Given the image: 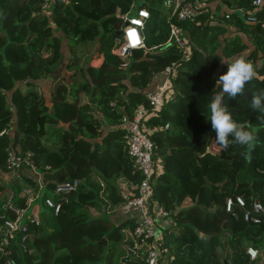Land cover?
Listing matches in <instances>:
<instances>
[{
	"label": "trees",
	"instance_id": "1",
	"mask_svg": "<svg viewBox=\"0 0 264 264\" xmlns=\"http://www.w3.org/2000/svg\"><path fill=\"white\" fill-rule=\"evenodd\" d=\"M223 1L230 11L207 0L193 19H180L166 0H141L149 13L142 28L145 46L118 55L112 48L135 0H51L46 12L41 0H0V177L13 148L31 152L26 165L44 177L41 187L54 190L64 180L80 181L57 213L51 208L40 225L28 223L25 249L20 232L12 233L7 256L14 264H139L127 254L136 218L115 222L106 213L126 201L141 179L120 123L135 106L148 105L147 87L170 63H177L172 98L146 120L161 164L151 183L153 200L174 221L162 242L168 264H254L246 247L264 252V214L254 223L244 220L243 208H225L227 197L236 194L248 208L254 197L264 204V127L254 148L225 150L207 118L213 93L221 91L216 81L228 70L221 59L244 56L257 66V77L246 84V97L225 102L238 122L261 125L250 101L264 89V28L248 17H263L264 0L257 11L252 0ZM171 24L189 42L187 58L168 41ZM95 55L103 58L93 66ZM63 60L70 74L52 80L47 99L39 81ZM10 173L12 187L0 178V214L6 188L15 190L14 203L24 206L18 190L37 185L19 176L21 168ZM37 198L26 213L37 211ZM6 214L13 216L10 210ZM103 237L107 242L98 243Z\"/></svg>",
	"mask_w": 264,
	"mask_h": 264
},
{
	"label": "built area",
	"instance_id": "2",
	"mask_svg": "<svg viewBox=\"0 0 264 264\" xmlns=\"http://www.w3.org/2000/svg\"><path fill=\"white\" fill-rule=\"evenodd\" d=\"M51 0H41V10L46 12L50 7ZM182 0H166L168 6H172V13L176 14L180 19H193L199 9L204 8L207 0H196L194 5H183ZM263 0H252L254 6L253 11L261 9ZM149 16L147 9L143 6H136L130 12L123 15L125 20L121 27L120 34L116 38V43L112 51L118 55H128L133 48L144 47V37L142 28L144 20ZM250 22L260 23L264 28V15L259 17L255 14H250L248 17ZM169 42L175 44L182 58H187L190 55V45L187 39L179 33L178 28L171 24L169 33ZM264 51V41L262 43ZM177 72V63H170L163 71V78L153 87H147L146 97L148 105L139 104L133 108L130 116L125 115L120 123L124 129V139L128 156L133 164V167L140 173L141 179L137 184V189L128 194L126 203L137 212L136 222L132 230L134 243L127 247L128 260L133 261L137 257L142 258V264H160L162 257H165L167 248L162 246L163 237L157 234V222L161 217L168 214V211L163 206L156 203L153 199L152 180L161 171L159 158H154V142L151 140L149 133L151 128L147 127L146 120L158 114L162 106L167 103L173 95V77ZM168 124L165 125L167 127ZM2 130L0 133H2ZM30 151H18L9 148L6 157V167L8 171L14 172L18 168L30 162ZM158 163L160 170L157 171ZM26 168V166H24ZM32 170V175L29 178L31 183L37 185L26 184L18 190L19 195L24 197V206L15 204V190L11 188L5 189V195L1 203L2 212L0 217L3 218L0 223V264H14L11 257L7 256L9 252V244L12 233L20 232V244L22 249H25V239L27 238L28 223L40 225L41 217L34 211L31 214L26 213V205H30L35 201L39 191L43 185L44 177L36 176L37 169L33 164L27 166ZM48 168V166H46ZM80 181L77 178L64 180L59 182L54 187L56 197L47 196L44 198V204L52 208L54 213H57L61 201L67 196V193L78 188ZM243 208V218L246 221L257 223L260 221L261 215L264 214V204L260 198L254 197L251 200L250 208L246 207V200L242 194L227 197L225 202L226 210L230 211L233 206ZM11 211L13 216H7V212ZM246 252L253 260L261 258V264H264V252L253 246L246 247ZM2 256L5 258L1 259ZM170 258H167L165 264H168ZM235 264V263H231ZM259 264V263H258Z\"/></svg>",
	"mask_w": 264,
	"mask_h": 264
},
{
	"label": "clouds",
	"instance_id": "3",
	"mask_svg": "<svg viewBox=\"0 0 264 264\" xmlns=\"http://www.w3.org/2000/svg\"><path fill=\"white\" fill-rule=\"evenodd\" d=\"M221 62L228 65V70L216 81V86H219L221 91L213 93L207 114L211 127L216 133L215 142L225 150L231 145L252 149L258 140L261 128L264 127V89L252 93L250 101L251 109L261 114L258 116V120L261 121L260 126L238 122L225 100L235 99L245 93L246 84L257 77V66L244 56L231 61L227 58L221 59Z\"/></svg>",
	"mask_w": 264,
	"mask_h": 264
},
{
	"label": "crops",
	"instance_id": "4",
	"mask_svg": "<svg viewBox=\"0 0 264 264\" xmlns=\"http://www.w3.org/2000/svg\"><path fill=\"white\" fill-rule=\"evenodd\" d=\"M139 1H141V0H139ZM194 1H196V0H182V2L181 3H183V5H185L186 6V4H187V6H190L191 4H193L194 5ZM135 2H136V0H135ZM209 2V1H208ZM210 3V2H209ZM211 3H212V5H213V7H215V5L217 6V5H221V10H227V11H230L231 10V8L230 7H227L226 5V3L223 1V0H216V1H212L211 0ZM136 6V5H135ZM135 8V7H134ZM249 21V20H248ZM250 22V21H249ZM251 23H254V22H251ZM256 23V22H255ZM63 40H65V39H63ZM63 43H64V46H65V41H62ZM63 43H62V45H63ZM249 43V46H251V43L250 42H248ZM69 57H67V59H68ZM102 56H98V58L96 59V60H94L93 61V59L90 61V64L91 65H93V66H96V65H99L100 63H101V61H102ZM64 70L65 71H67V72H69L70 73V70H68L67 68H66V66L64 65ZM60 73V72H59ZM57 76H55V77H52L51 75L50 76H48V77H46L45 79H42V80H40L39 81V83H40V87L41 88H43V89H46V90H48V94H49V87H50V84H51V82H52V80L54 79V78H56ZM162 78H163V74L162 73H159L156 77H155V79L152 81V83L150 84V88L151 87H153L155 84H157L158 82H160L161 80H162ZM27 169H28V167H27ZM158 170H160V164L158 163V168H157V171ZM4 172H6V171H4ZM3 172V173H4ZM8 172L10 173L11 171H7V174H8ZM21 183V182H20ZM127 186L126 185H123V188L122 189H124L125 191H123V193H126V194H128L127 193ZM114 206H116V209H117V211L116 212H113V214H112V217H113V220L116 222L117 220L116 219H126V218H129V217H131V216H133V217H137V212L136 211H134V209L132 208V207H129L128 205H127V203H126V201H120L119 203H117V204H114ZM174 221H173V219H172V217L169 215V214H167V215H165V216H163V217H161V219L160 220H158V222H157V234L158 235H160V236H162L163 237V235H164V231H170V229L172 228V224H174L173 223ZM167 258H170V256H169V251L167 250V252H166V255H165V257H162V263H160V264H165L166 263V261H167ZM133 261H136L137 263H139V264H142V258L141 257H137V258H135Z\"/></svg>",
	"mask_w": 264,
	"mask_h": 264
},
{
	"label": "rangeland",
	"instance_id": "5",
	"mask_svg": "<svg viewBox=\"0 0 264 264\" xmlns=\"http://www.w3.org/2000/svg\"><path fill=\"white\" fill-rule=\"evenodd\" d=\"M135 5L136 6H138V5H142V2L141 1H139V0H136V2H135ZM135 6V7H136ZM54 27V26H53ZM54 31L56 32V33H58L59 34V32H58V30H56L55 29V27H54ZM63 53H66V55H68L67 54V51H68V49H66V46H63ZM233 57H235V56H232V58ZM98 58V56H94L92 59H93V61L94 60H96ZM91 59V60H92ZM90 60V61H91ZM66 64V61L65 60H63V62L56 68V70L54 71V73L51 75L52 77H55V76H58V75H60V74H62V75H66V74H70L69 72H67V71H65L64 70V65ZM60 72V73H59ZM161 73V72H160ZM40 90H41V92L44 94V96L45 97H47V99L49 98V94H48V90H46V89H43V88H41L40 87ZM47 104H49V100H47ZM26 166H28V165H26ZM32 173V170H29V169H27V168H25L24 166L21 168V174L19 175L20 177H22V178H30L31 177V174ZM13 177H14V175H13V173H8L7 174V172H4L3 173V178H2V176L0 177L1 179H4V181H5V184L6 185H8L9 187H12V185H11V181H13L12 179H13ZM14 186H16V184L14 183ZM122 188H123V186H122ZM121 188V190L122 191H125L124 189H122ZM126 192V191H125ZM127 193H129V191H128V188H127ZM46 194H49L50 196H52V197H56L55 196V193H54V191L53 190H49L48 188H46L45 186H42L41 187V189H39V193H38V198H37V214L41 217V219L43 220H45V219H47V217L50 215V207H48L47 205H45L44 203H43V196L44 195H46ZM108 208V207H107ZM89 211H90V213L91 214H97L98 212H96L94 209H92V208H89ZM117 211V209H116V206H109V211L106 213V214H110L111 213V215H109L111 218H113L112 217V213L113 212H116ZM261 264V258H259V259H257L256 260V262L254 263V264Z\"/></svg>",
	"mask_w": 264,
	"mask_h": 264
},
{
	"label": "water",
	"instance_id": "6",
	"mask_svg": "<svg viewBox=\"0 0 264 264\" xmlns=\"http://www.w3.org/2000/svg\"><path fill=\"white\" fill-rule=\"evenodd\" d=\"M247 94H248V91H246L244 94H243V96H247ZM107 242V239L105 238V237H103V238H101L99 241H98V243H103V244H105Z\"/></svg>",
	"mask_w": 264,
	"mask_h": 264
}]
</instances>
